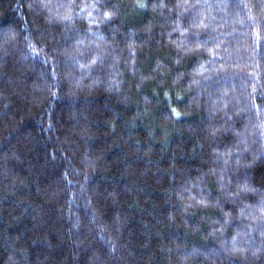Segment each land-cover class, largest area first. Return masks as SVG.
I'll return each mask as SVG.
<instances>
[{
    "label": "trees",
    "instance_id": "1",
    "mask_svg": "<svg viewBox=\"0 0 264 264\" xmlns=\"http://www.w3.org/2000/svg\"><path fill=\"white\" fill-rule=\"evenodd\" d=\"M0 264H264V0H0Z\"/></svg>",
    "mask_w": 264,
    "mask_h": 264
}]
</instances>
